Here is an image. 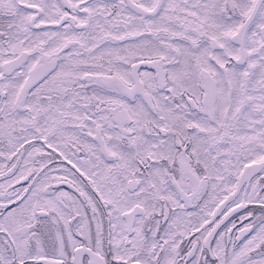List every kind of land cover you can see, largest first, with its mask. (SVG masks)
Returning <instances> with one entry per match:
<instances>
[{"label":"snow or ice","instance_id":"obj_1","mask_svg":"<svg viewBox=\"0 0 264 264\" xmlns=\"http://www.w3.org/2000/svg\"><path fill=\"white\" fill-rule=\"evenodd\" d=\"M0 264H264V0H0Z\"/></svg>","mask_w":264,"mask_h":264}]
</instances>
